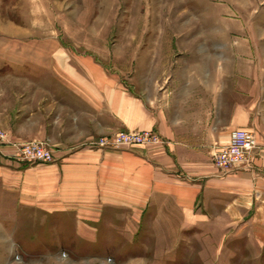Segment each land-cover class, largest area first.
<instances>
[{
  "label": "crops",
  "instance_id": "0c3cea01",
  "mask_svg": "<svg viewBox=\"0 0 264 264\" xmlns=\"http://www.w3.org/2000/svg\"><path fill=\"white\" fill-rule=\"evenodd\" d=\"M171 28L135 47L127 74L48 36L0 40V63L13 66L0 73V126L17 141L58 150L43 163L3 148L0 253L25 223L47 218L89 224V239L154 241L160 255L183 250L204 263L237 256L234 243L244 241L261 253L264 35L242 26ZM237 128L260 146L223 173L212 153ZM129 129L161 141L138 149L92 141ZM87 137L89 147L73 151Z\"/></svg>",
  "mask_w": 264,
  "mask_h": 264
},
{
  "label": "rangeland",
  "instance_id": "374dc122",
  "mask_svg": "<svg viewBox=\"0 0 264 264\" xmlns=\"http://www.w3.org/2000/svg\"><path fill=\"white\" fill-rule=\"evenodd\" d=\"M187 26L197 29L242 26L241 29L264 35V0H0V40L20 45L48 36L67 46L76 45L77 54L95 57L113 73L120 70L127 74L133 70L134 50L142 42L168 34L162 30L174 27L180 31ZM119 59H126V63ZM12 67L0 63V73ZM253 135L255 147L246 153L242 163H238L242 160L237 155L235 164L225 173L249 161L260 146L258 136ZM107 137L109 134H100L92 141L96 145ZM35 141H17L0 126L2 150L11 146L18 152ZM156 143L148 138L124 139L113 148L138 149ZM47 144L55 159L57 146ZM88 147L89 137L75 144L73 151ZM32 220L24 224V230L8 239L6 253L4 250L0 253V264H211L212 260L215 264H264V249L256 253L245 241L233 244L237 256L206 257L204 263L199 257L184 254L183 250L160 255L155 248H150L154 241L129 242L121 237L108 241L102 233L97 239H89V224L55 218L40 223ZM113 242L115 248L110 246Z\"/></svg>",
  "mask_w": 264,
  "mask_h": 264
},
{
  "label": "built area",
  "instance_id": "2783aa9c",
  "mask_svg": "<svg viewBox=\"0 0 264 264\" xmlns=\"http://www.w3.org/2000/svg\"><path fill=\"white\" fill-rule=\"evenodd\" d=\"M150 139L160 142L161 138L153 131L126 130L109 134L106 139L96 142L99 147H118L124 139L128 140H145ZM48 144L43 141H35L21 147L17 152V158L21 161L32 162H52L54 161L53 153L48 149ZM254 135L251 131L244 128H237L231 131L229 142L212 153L213 163L221 171H227L232 168L235 157L240 155L238 163H242L246 158V153H250L255 147ZM3 153L0 147V155ZM244 164V163H243ZM241 165V164H240Z\"/></svg>",
  "mask_w": 264,
  "mask_h": 264
}]
</instances>
